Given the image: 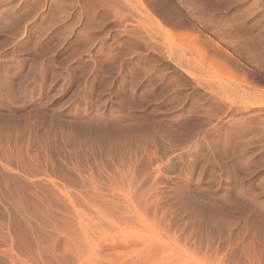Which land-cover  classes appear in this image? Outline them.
I'll return each instance as SVG.
<instances>
[{
    "label": "rangeland",
    "instance_id": "obj_1",
    "mask_svg": "<svg viewBox=\"0 0 264 264\" xmlns=\"http://www.w3.org/2000/svg\"><path fill=\"white\" fill-rule=\"evenodd\" d=\"M0 264H264V0H0Z\"/></svg>",
    "mask_w": 264,
    "mask_h": 264
},
{
    "label": "bare ground",
    "instance_id": "obj_2",
    "mask_svg": "<svg viewBox=\"0 0 264 264\" xmlns=\"http://www.w3.org/2000/svg\"><path fill=\"white\" fill-rule=\"evenodd\" d=\"M33 76V75H32ZM13 90V89H12ZM26 91V90H25ZM125 141V140H124ZM171 141V140H170ZM128 142V141H127ZM113 150V149H112ZM131 165V164H130ZM129 166V165H128ZM81 171V170H80ZM127 172V171H126ZM123 174H124V172H123ZM130 175V174H129ZM110 177V176H109ZM122 177V176H121ZM125 177V176H124ZM69 178V177H68ZM109 179V178H108ZM127 179H129V178H127ZM116 180V179H115ZM8 210V209H7ZM7 214V213H6ZM10 223V221L8 222V224H2L3 225V227L5 228V227H8V225H10L9 224Z\"/></svg>",
    "mask_w": 264,
    "mask_h": 264
}]
</instances>
